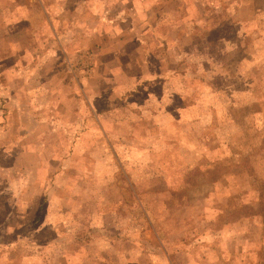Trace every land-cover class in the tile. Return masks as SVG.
Returning a JSON list of instances; mask_svg holds the SVG:
<instances>
[{
	"label": "rangeland",
	"instance_id": "obj_1",
	"mask_svg": "<svg viewBox=\"0 0 264 264\" xmlns=\"http://www.w3.org/2000/svg\"><path fill=\"white\" fill-rule=\"evenodd\" d=\"M0 264H264V0H0Z\"/></svg>",
	"mask_w": 264,
	"mask_h": 264
}]
</instances>
